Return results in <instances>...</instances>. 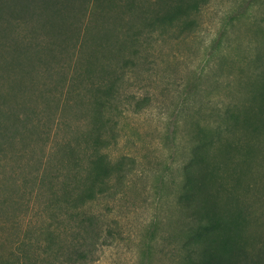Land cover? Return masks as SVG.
I'll list each match as a JSON object with an SVG mask.
<instances>
[{
  "label": "trees",
  "instance_id": "16d2710c",
  "mask_svg": "<svg viewBox=\"0 0 264 264\" xmlns=\"http://www.w3.org/2000/svg\"><path fill=\"white\" fill-rule=\"evenodd\" d=\"M208 2L0 0V264L87 260L100 236L90 206L130 173L106 150L122 81L113 59L193 32ZM262 78L254 105L215 113L209 138L193 124L179 216L166 214L172 264H264Z\"/></svg>",
  "mask_w": 264,
  "mask_h": 264
},
{
  "label": "rangeland",
  "instance_id": "374dc122",
  "mask_svg": "<svg viewBox=\"0 0 264 264\" xmlns=\"http://www.w3.org/2000/svg\"><path fill=\"white\" fill-rule=\"evenodd\" d=\"M196 22L193 32L176 37L174 30L113 59L122 81L111 121L117 135L106 150L130 173L115 198L91 204L100 236L83 264H172L166 214L179 216L176 193L193 124L209 138L223 107L242 112L255 104L264 76V0H209Z\"/></svg>",
  "mask_w": 264,
  "mask_h": 264
}]
</instances>
